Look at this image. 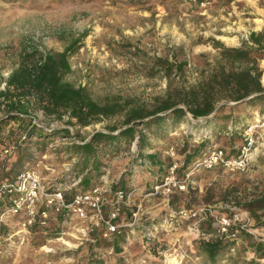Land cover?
<instances>
[{
    "label": "rangeland",
    "instance_id": "rangeland-1",
    "mask_svg": "<svg viewBox=\"0 0 264 264\" xmlns=\"http://www.w3.org/2000/svg\"><path fill=\"white\" fill-rule=\"evenodd\" d=\"M249 31L264 33V0H205L202 5L187 0H0V119L15 113L8 102L19 92L23 94L19 100L28 118L45 129L66 127L75 141L86 139L94 130L107 131L110 126L121 125L123 113L100 117L83 127L75 125L65 112L60 116L57 112H44L34 91L7 86V77L20 67L22 60L25 65L39 62L44 54L62 51L74 40L75 49L66 56L69 70L62 74L63 81L74 87L84 86L98 103L117 99L121 103L129 101L130 105L143 104L150 109L154 105L153 97L163 93L169 80L191 82L196 74L195 66L207 69L204 63L214 62L217 50L211 46L212 38L225 46H239ZM174 54L177 59L188 60L182 75L174 68L166 72L165 65L157 61L158 58L172 61ZM258 67L264 87V56L258 60ZM223 111L227 113L228 107ZM231 111L230 118L214 127L205 122L204 117L193 119L187 115L190 121L175 125L166 136L149 135V148L142 153L156 154L162 164V175L171 160L177 163L178 177L190 172L184 190L173 189L168 195V208L221 203L227 205L223 211L231 214L235 209L229 207L234 206L245 215L250 232L241 230L236 234L251 233V240L244 241L236 235L234 244L215 264L264 263V259L256 257L251 249L256 241H264V227L257 228L255 218L240 206L251 194L264 190V115L257 107L247 105ZM232 115L236 117L234 121ZM14 125L15 121H10L5 129ZM248 137L252 144L246 170L230 172L219 166L192 168L196 160L214 147L221 148L228 156L236 155ZM203 138L206 139L204 147H198ZM67 143L66 138L49 140L41 153L27 144L32 166L49 189L62 187L69 191L75 185L72 159L61 150ZM170 146L173 147L172 156L166 153ZM137 150L135 145L132 151L130 146L121 149L105 159L100 167L107 181L123 176L121 189L131 190L129 203L121 207L115 220L119 225L116 231L126 229L120 226L128 218L125 209L129 211L136 204L143 208L144 222L156 223L168 215L161 194L144 197L156 203L150 213L141 204L146 200L143 198L139 202L148 192L147 188L139 190L137 184H130L129 176L138 168L132 167L130 160ZM13 159L9 150L4 153L0 149V165H4L2 175L7 179L14 178L8 174ZM146 165L148 170L155 171L152 163ZM138 179L133 176L134 183H139ZM110 184H105V188L110 190ZM102 196L106 215L111 193L106 191ZM9 220L13 225L17 217ZM188 224L187 220H174L167 231L160 230L156 234L157 238L160 235L158 239L164 246V255H158L157 260L141 254L140 238L135 229L126 231L124 242L116 251L111 244L90 250L88 244L93 239L90 231H101L99 223L72 219L61 224L58 218L50 219L45 225L32 227L22 241L16 235L8 237L12 228L0 227V264H88L93 254L104 264H121L120 261L123 264H210L199 253L198 241L215 237L213 227L209 221H204L196 230H188ZM206 231L212 234H203Z\"/></svg>",
    "mask_w": 264,
    "mask_h": 264
},
{
    "label": "trees",
    "instance_id": "trees-1",
    "mask_svg": "<svg viewBox=\"0 0 264 264\" xmlns=\"http://www.w3.org/2000/svg\"><path fill=\"white\" fill-rule=\"evenodd\" d=\"M221 1V0H220ZM229 2L231 0H223ZM196 4V3H195ZM84 33L80 36H83ZM72 41L62 51L46 53L41 57V61L32 62L25 65L21 61L20 67L10 73L6 84L14 90L24 89L34 91L36 101L44 112L54 113L60 116L62 112L72 118L73 124L86 126L100 117H109L116 113H123L121 125L110 126L107 131L94 130L86 139L75 141L73 134L66 127L45 129L27 117L25 108L21 105L19 98L22 93H16L15 99L9 101L11 109H15L14 114H8L0 119V149L9 148L14 159L9 163L8 174L16 176L21 171L31 168L32 158L27 144L30 143L41 153L49 140L55 138H66L68 143L62 149L69 158L72 159V171L78 180L75 185L65 191L62 187L53 190H60L64 198L68 199L77 192L90 190L102 182L103 173L100 172L101 165L105 164V159L112 157L121 151L128 149L132 141H135V157L130 160V165L136 167L156 161V154L143 155V149L149 148L148 136L162 138L180 122H189V115L195 119L204 117V121L214 127L215 124L230 118L233 108L247 105L250 108L257 107L260 114H264V87L260 83L261 70L258 67V60L264 56V33L263 31H249L247 37L240 41L239 46H225L216 39H211V46L217 50V55L212 64L204 63L205 67L193 69L196 74L189 82L187 79L175 82L168 81L163 93L153 97L154 105L146 109L143 104L130 105L129 101H118L111 99L104 103H98L87 93L84 86H72L62 80V74L69 70L66 56L75 49V42ZM159 65H165V71L170 72L172 68L175 72L184 74L187 59H177L176 55L172 61L158 58ZM167 73V74H168ZM173 83V84H171ZM8 88V87H7ZM226 102H234L227 105ZM228 107V112L224 113V108ZM19 114L25 115L24 117ZM236 119L232 115V120ZM10 121H15L14 126L5 129ZM204 136V135H203ZM202 136V137H203ZM187 137H190L187 134ZM201 137V138H202ZM33 140V141H31ZM206 139H202L198 147H204ZM157 162V161H156ZM162 164L158 163L155 184L159 182L163 175ZM4 165H0V179ZM121 179L112 181L110 191L116 188H123ZM154 185V184H153ZM128 188V187H127ZM236 186H233V189ZM152 187L147 188L146 194L152 195ZM128 191V189H125ZM235 190V189H234ZM240 206H243L256 220V227H264V190L257 194H251ZM125 213L129 216V211ZM106 216V215H104ZM117 218V217H116ZM114 219V222L116 220ZM35 227V226H34ZM111 232L106 237L101 236V231L91 233L92 242L88 245L90 250L93 247L106 246L111 244L116 251L118 246L124 242L126 231ZM212 232V231H206ZM251 233L241 232L240 239L251 240ZM235 238V237H234ZM234 239L224 236L202 239L198 241L199 253L204 255L210 264L222 257L225 252L234 244ZM141 254L148 247L155 256H161L160 251H164L163 243L157 239L149 244L140 243ZM253 254L264 259V241H256L252 245ZM88 264H104L103 260L93 254ZM121 264L122 261H120ZM248 264H264L248 263Z\"/></svg>",
    "mask_w": 264,
    "mask_h": 264
},
{
    "label": "built area",
    "instance_id": "built-area-1",
    "mask_svg": "<svg viewBox=\"0 0 264 264\" xmlns=\"http://www.w3.org/2000/svg\"><path fill=\"white\" fill-rule=\"evenodd\" d=\"M187 1L201 5L205 3V0ZM251 144L252 139L248 137L234 156H228L221 148L214 147L196 160L192 168L212 169L219 166L230 172L244 171L250 160ZM134 145L135 141H132L131 151L134 149ZM8 150L9 148L2 149L4 153ZM166 153L172 156L173 147L170 146ZM189 173L187 171L182 177H178L177 163L171 160L159 182L152 186V195L161 194L163 196V205L168 211L167 217L156 223L144 222L142 221L143 208L140 204H136L130 210L127 220L120 226L128 227L131 230L135 229L139 234L140 243L147 244L157 240L156 234L160 230L167 231L174 220H187L189 222L188 230H196L201 222L209 221L216 235L230 239L235 237L237 231L250 232L244 221L245 215L236 211L237 208L234 206L229 207L235 209V212L231 214L223 211L227 205L223 206L221 203L190 208H168V195L173 189L184 190ZM110 183L112 180L107 181L106 176L102 175L100 185L90 190L74 193L66 199L60 190L49 189L35 167L27 168L12 179H0V227L12 228L8 237L16 235L22 241L32 227L45 225L50 219L58 218L61 224L77 219L81 223H99L102 226L101 235L106 237L116 231L119 225L114 222V219L119 214L121 207L129 203L131 196V190L116 188L110 191L109 188H105V184ZM106 191L111 193V199L109 212L104 216L102 193ZM10 217H17L13 225H10ZM144 253L146 256L153 255L148 247L144 249ZM160 254L164 255V251H160Z\"/></svg>",
    "mask_w": 264,
    "mask_h": 264
},
{
    "label": "crops",
    "instance_id": "crops-1",
    "mask_svg": "<svg viewBox=\"0 0 264 264\" xmlns=\"http://www.w3.org/2000/svg\"><path fill=\"white\" fill-rule=\"evenodd\" d=\"M261 115H264V114H261ZM156 161L152 162V165H154L156 167L155 171L148 170L146 168L147 167V165H146L147 161L144 162V164H142V165L136 166L138 168L137 169L135 168V173L133 175L129 176L131 178L130 184H137L139 190H144V189L149 188V187L151 188L153 186V184H155L156 178L158 177V174L156 172H157V169H158V163H160V162H159V159H156ZM133 176H135V178H139L138 179L139 183H134L133 182ZM128 186H129V184H128ZM146 196H147L146 193H144L142 195L141 199H139V202L140 201L142 202L143 198L146 197ZM145 200L146 201H143L141 204L148 212L151 213L152 210H154L153 208L155 207L153 204H156V203H154L153 201H149V199H145ZM163 233H166V232H163ZM163 233H161V234H163ZM203 234H205L207 236H210L212 233L211 232H205ZM158 238H160V235H158ZM208 238H206V239H208ZM151 257L153 258L152 260H157V258H155L154 255H151Z\"/></svg>",
    "mask_w": 264,
    "mask_h": 264
},
{
    "label": "water",
    "instance_id": "water-1",
    "mask_svg": "<svg viewBox=\"0 0 264 264\" xmlns=\"http://www.w3.org/2000/svg\"><path fill=\"white\" fill-rule=\"evenodd\" d=\"M230 104H233L234 102H229Z\"/></svg>",
    "mask_w": 264,
    "mask_h": 264
}]
</instances>
